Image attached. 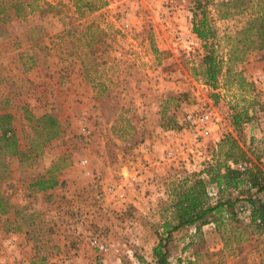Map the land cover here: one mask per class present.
I'll list each match as a JSON object with an SVG mask.
<instances>
[{
    "label": "rangeland",
    "instance_id": "obj_1",
    "mask_svg": "<svg viewBox=\"0 0 264 264\" xmlns=\"http://www.w3.org/2000/svg\"><path fill=\"white\" fill-rule=\"evenodd\" d=\"M199 1L214 38L193 31L195 0H37L0 21V264L151 262L171 189L225 135L264 168V49L226 59L245 0ZM211 42L224 55L214 85L200 64ZM206 109L218 130L193 139L185 117ZM234 219L226 244L213 221L172 232L169 264H264V232Z\"/></svg>",
    "mask_w": 264,
    "mask_h": 264
},
{
    "label": "trees",
    "instance_id": "obj_2",
    "mask_svg": "<svg viewBox=\"0 0 264 264\" xmlns=\"http://www.w3.org/2000/svg\"><path fill=\"white\" fill-rule=\"evenodd\" d=\"M195 2L201 9L202 17L195 20L193 31L202 40L214 38L215 29L205 14L206 2ZM35 4L37 0H0V21L22 18L27 14V9L34 11L38 7ZM245 13V21L241 27L232 36H228V62L241 61L244 54L264 49V0H245ZM214 46L212 42L208 46L205 45L207 49L200 63L203 77L212 85L216 83L224 61V55L217 53ZM244 119L245 112H235L232 124L237 128ZM2 137L7 139L6 130L2 131ZM247 153V149L236 137L227 134L217 145V158L173 186L170 203L172 219L161 223L160 237L152 248V261H143L142 264H169V239L172 232L184 226L193 225L199 230L202 225L213 221L226 244V234L232 228H227L226 217L236 218L237 221L234 219V222H239L237 215L243 212L248 219L247 223L241 227L236 226V230L244 233L246 228H251L253 233L264 232V170L257 162H252L246 169L240 170L237 164L250 160ZM50 182V186L56 183L52 179ZM209 185L217 189L218 198L214 204L209 203ZM231 189L235 190L237 195L224 196V192ZM5 203L0 193V212H4ZM44 259L42 257L39 261L29 264H43ZM234 264H240V260Z\"/></svg>",
    "mask_w": 264,
    "mask_h": 264
},
{
    "label": "built area",
    "instance_id": "obj_3",
    "mask_svg": "<svg viewBox=\"0 0 264 264\" xmlns=\"http://www.w3.org/2000/svg\"><path fill=\"white\" fill-rule=\"evenodd\" d=\"M259 78L263 82L264 76L261 75ZM219 123L220 120L212 109L188 113L185 117V125L190 129L193 139L212 136L218 130ZM171 154V152L168 153V155ZM237 167L244 170L248 167V163L242 161Z\"/></svg>",
    "mask_w": 264,
    "mask_h": 264
},
{
    "label": "crops",
    "instance_id": "obj_4",
    "mask_svg": "<svg viewBox=\"0 0 264 264\" xmlns=\"http://www.w3.org/2000/svg\"><path fill=\"white\" fill-rule=\"evenodd\" d=\"M262 166V165H261ZM263 170H264V168H263Z\"/></svg>",
    "mask_w": 264,
    "mask_h": 264
}]
</instances>
